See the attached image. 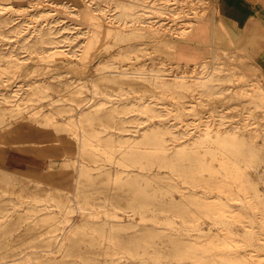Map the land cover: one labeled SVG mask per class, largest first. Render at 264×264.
I'll use <instances>...</instances> for the list:
<instances>
[{"label": "rangeland", "instance_id": "1", "mask_svg": "<svg viewBox=\"0 0 264 264\" xmlns=\"http://www.w3.org/2000/svg\"><path fill=\"white\" fill-rule=\"evenodd\" d=\"M117 3L0 0V135L27 123L77 148L48 166L72 190L0 168V264H264V100L225 79L264 90L255 42L231 38L215 0L142 31ZM215 68L222 88L187 79L201 98L172 83Z\"/></svg>", "mask_w": 264, "mask_h": 264}, {"label": "crops", "instance_id": "2", "mask_svg": "<svg viewBox=\"0 0 264 264\" xmlns=\"http://www.w3.org/2000/svg\"><path fill=\"white\" fill-rule=\"evenodd\" d=\"M215 1L231 38L255 42L259 50L257 63L264 75V0ZM69 139L27 123L13 126L0 135V150L9 154L4 158L9 163L0 164V168L54 188L72 190L73 178L69 171L48 170L51 162L77 152L75 143Z\"/></svg>", "mask_w": 264, "mask_h": 264}, {"label": "bare ground", "instance_id": "3", "mask_svg": "<svg viewBox=\"0 0 264 264\" xmlns=\"http://www.w3.org/2000/svg\"><path fill=\"white\" fill-rule=\"evenodd\" d=\"M89 1H91V0H89ZM112 1L117 3L119 0H112ZM156 2H157V0H124V2L122 4L117 3L119 6L124 7L127 9V11H129V12H127V15L129 17L136 18V20H133L130 18L131 20L122 21L120 23V25H124L127 27H130L131 25H133L132 26L133 30L135 28H138L140 31H142L143 29H146V27H147V26H145V23H144V19L146 20V17L147 18L151 17L153 20L160 19L163 16H168V17L169 16H173V17H178V16L182 17L183 16L182 18H184L185 16H188V9L189 8H191L193 10H198L199 9L198 6L202 7L205 4L206 0H176L175 3H173V4L167 3L166 5H164V4L158 5V3H156ZM171 7H173V8H171ZM195 14H196V16H199L200 12H196ZM175 21L177 23V20H175ZM197 21H198V19H197ZM167 24H165V25L167 26ZM186 26H188V28L192 31L196 30V22L195 21L193 22V21L188 20L186 22ZM173 30H174V32L177 31L174 28H173ZM209 30L210 29H208V25H204L203 31H202L203 36H206V34L208 33ZM138 34L142 35L141 33H138ZM206 65H207V62H205L203 60L198 65V67H195V69L198 70V69H201V67L205 68ZM246 68L249 71H254V72L260 71L259 67L256 64H253L251 62L249 65L246 62ZM158 77H162V75H159ZM188 78H192L194 81L193 85H195L196 87H200V88H203L206 86H212L214 88H222V86H223V84H220L223 79L221 76V70L219 68L206 70V71L199 70V75L195 76V77L194 76H187V75L174 76V78H173L174 81L172 83L176 84L177 87L182 89V91H181L182 94H184L185 89L189 88L190 84L187 80ZM250 78L251 77L249 76L248 72H246V70L240 69V71H238V72L237 71L235 72L232 70L225 79H231L236 84L237 92L239 93V95L244 96L246 98L249 97L250 100H253V101L258 99V97H260V99L264 100V90L260 86V82L255 78L253 80H251ZM162 80H166V79H162ZM166 82H167V80H166ZM169 83L170 82H168V85H169ZM193 85H190V86L193 87ZM188 91L190 92V94L192 96L198 95L200 98L203 97V92L196 90V88H190V90H188ZM216 92L217 91H215V93ZM195 93H197V94H195ZM251 113H252V108L250 107L247 109V114H251ZM245 118H246V120H250V121L253 120L251 115H248ZM202 122L203 121H201L200 123H202ZM249 125L250 124H245L243 127L234 126L232 128L235 130L238 128H243L246 130L249 128ZM261 125L263 128V133L261 134V137H260V145L264 147V123L263 124L261 123ZM204 127H205V125H204ZM227 132H225V133H227ZM225 133H216V135H217L216 137L218 138L219 134L223 135ZM247 134L249 136L253 135L252 133H248V132H247ZM243 135L246 136V134H243ZM201 136H202V134H201ZM256 137H257V135L254 138H256ZM209 141H210L209 138L206 139L205 136H202V143L201 144H207ZM253 142H254V144L258 143L256 140H253ZM232 143L236 145V144H240L241 141H239L238 139H234V140H232ZM164 145H165V143H164ZM127 155H131V154H127ZM201 236H202V234H201ZM230 251H232V250H230ZM230 254L235 255L236 256V258H234L235 261H242V264H254L253 262L248 261L250 259L249 257L247 260H244V258L247 256H245V255L243 256V254H241V252H233Z\"/></svg>", "mask_w": 264, "mask_h": 264}]
</instances>
